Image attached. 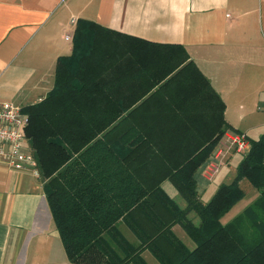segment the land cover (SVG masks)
<instances>
[{
  "label": "trees",
  "instance_id": "trees-1",
  "mask_svg": "<svg viewBox=\"0 0 264 264\" xmlns=\"http://www.w3.org/2000/svg\"><path fill=\"white\" fill-rule=\"evenodd\" d=\"M103 30L79 20L72 53L57 59L53 87L21 107L28 151L69 262L149 264L142 256L149 250L160 264H264V133L248 140L233 180L203 202L195 173L231 128L223 101L182 46L144 42L152 58L144 67L157 89L126 110L123 96L106 94L108 67L121 45ZM181 78L196 90L169 92ZM150 98L161 103L146 106ZM193 98L202 103L197 111ZM166 179L183 205L162 188ZM242 179L258 194L222 223L245 193ZM120 222L136 241L124 236ZM176 224L192 248L174 233Z\"/></svg>",
  "mask_w": 264,
  "mask_h": 264
},
{
  "label": "crops",
  "instance_id": "crops-1",
  "mask_svg": "<svg viewBox=\"0 0 264 264\" xmlns=\"http://www.w3.org/2000/svg\"><path fill=\"white\" fill-rule=\"evenodd\" d=\"M79 20L94 22L108 31L103 30L109 38L120 41L121 49L115 51L108 67L106 94L123 96L126 110L157 89L144 67L152 59L151 47L144 42L175 44L185 49L223 101V118L231 127L223 136L242 133L249 140L264 133L263 128L258 137H252L253 124L246 123L247 115L264 111V0H0V100L23 107L50 91L57 59L73 51ZM182 79L167 90L176 95L196 90V83ZM129 102L133 105L128 106ZM196 102V98L190 101L198 105L194 111L202 105ZM160 103L150 98L146 106ZM24 147L29 150L26 139ZM235 152H228L224 163ZM206 164L195 173L203 202L207 201L202 196L218 173L209 177ZM224 180L221 178L220 184ZM161 186L171 198L178 195L169 180ZM178 227L176 224L172 229L179 237ZM119 229L127 239L136 241L123 222ZM188 238L180 239L192 248L194 243ZM146 251L151 253L142 252L145 260ZM0 264H72L53 221L37 166L16 169L1 158Z\"/></svg>",
  "mask_w": 264,
  "mask_h": 264
},
{
  "label": "built area",
  "instance_id": "built-area-1",
  "mask_svg": "<svg viewBox=\"0 0 264 264\" xmlns=\"http://www.w3.org/2000/svg\"><path fill=\"white\" fill-rule=\"evenodd\" d=\"M26 123L27 115L22 112L21 106L8 100H0V158L16 169L36 167L33 155L24 147ZM225 139L228 144H224V141L219 143L214 159L205 166V172L209 177L218 169L217 159L227 149L234 146L236 151L246 152L249 147V142L242 133L229 134Z\"/></svg>",
  "mask_w": 264,
  "mask_h": 264
},
{
  "label": "rangeland",
  "instance_id": "rangeland-1",
  "mask_svg": "<svg viewBox=\"0 0 264 264\" xmlns=\"http://www.w3.org/2000/svg\"><path fill=\"white\" fill-rule=\"evenodd\" d=\"M246 123L248 124H253L252 129L250 130V134L252 135V137L256 138L261 134V131L263 130L264 127H261V125L264 123V111H253L252 113H250L249 115H247L246 117ZM249 134V133H248ZM249 134V135H250ZM225 137L223 136V138L220 139V141H224V144H228V141H226L227 139H224ZM219 141V142H220ZM230 145V144H229ZM219 146V145H218ZM221 148L223 147L222 145L220 146ZM249 148V147H248ZM217 149V148H216ZM248 150V149H247ZM232 151H236L235 147L232 146L231 148L227 149V151H225L218 159H217V165L218 169L213 173L216 174L217 172V176L216 178L213 180L209 190L206 191V193L202 196V198L204 199V201H208L210 199V197L214 194V192L216 191V189L218 188V186L220 185V179L223 178L225 179L224 181H226L225 183H229L233 180L234 175H235V169L242 157V154H244L245 152H238L236 151L234 154L231 155L229 162L228 163H224L227 161L226 156H228L227 154H229L228 152H232ZM222 164V165H221ZM212 175V176H213ZM240 186L242 187V189L244 190V195L242 198H240L238 201H236L231 208L221 216L220 221L222 223H226L228 221H230L235 215H237L239 212L242 211V209L248 205L251 200L253 199V196L255 194V196L257 195V190L251 186V184L246 180L243 179L242 181H240ZM176 201L179 202V200H182V198L177 195L175 196ZM179 237L183 240H188V235H186V232L179 228ZM177 230V231H178ZM178 235V234H177ZM146 260L150 263V264H159L155 257L149 253L148 251H146V253L144 254Z\"/></svg>",
  "mask_w": 264,
  "mask_h": 264
}]
</instances>
